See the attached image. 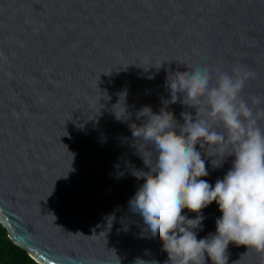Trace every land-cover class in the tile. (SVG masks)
Masks as SVG:
<instances>
[{
  "label": "water",
  "instance_id": "1",
  "mask_svg": "<svg viewBox=\"0 0 264 264\" xmlns=\"http://www.w3.org/2000/svg\"><path fill=\"white\" fill-rule=\"evenodd\" d=\"M237 65L256 73L245 98L264 96V0H0V225L11 241L37 264H169L129 207L144 183L133 172L156 160L130 125L170 99L169 74ZM123 105L131 119H117ZM168 110L180 125L196 115ZM202 158L213 186L234 160ZM203 216L198 239L222 213L213 203ZM228 256L264 264L244 246Z\"/></svg>",
  "mask_w": 264,
  "mask_h": 264
},
{
  "label": "clouds",
  "instance_id": "2",
  "mask_svg": "<svg viewBox=\"0 0 264 264\" xmlns=\"http://www.w3.org/2000/svg\"><path fill=\"white\" fill-rule=\"evenodd\" d=\"M187 67L169 74L170 99L159 113L144 106L136 113L143 123L130 125L133 137L156 153L150 172H133L144 183L129 201L130 210L143 218L151 238L160 239L169 264H228L230 245L244 246L264 259V96H244L256 73L243 65L230 73ZM178 102L196 110L195 117L181 113L182 125L168 110ZM123 107L126 118L116 114L117 119H131ZM202 153L214 169L234 157L214 186L204 179L209 171ZM213 203L222 213L216 232L198 239L203 210ZM185 209L195 218L185 215Z\"/></svg>",
  "mask_w": 264,
  "mask_h": 264
},
{
  "label": "trees",
  "instance_id": "3",
  "mask_svg": "<svg viewBox=\"0 0 264 264\" xmlns=\"http://www.w3.org/2000/svg\"><path fill=\"white\" fill-rule=\"evenodd\" d=\"M0 264H37L24 249L11 241L7 230L1 225Z\"/></svg>",
  "mask_w": 264,
  "mask_h": 264
}]
</instances>
